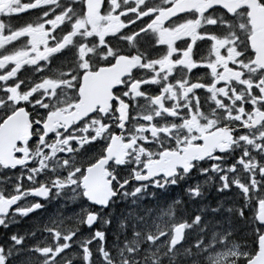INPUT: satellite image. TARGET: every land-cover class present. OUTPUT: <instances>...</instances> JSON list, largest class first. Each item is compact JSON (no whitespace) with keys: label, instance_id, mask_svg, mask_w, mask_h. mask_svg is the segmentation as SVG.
I'll list each match as a JSON object with an SVG mask.
<instances>
[{"label":"snow or ice","instance_id":"6c2138e0","mask_svg":"<svg viewBox=\"0 0 264 264\" xmlns=\"http://www.w3.org/2000/svg\"><path fill=\"white\" fill-rule=\"evenodd\" d=\"M0 264H264V0H0Z\"/></svg>","mask_w":264,"mask_h":264},{"label":"flooded vegetation","instance_id":"af4514ba","mask_svg":"<svg viewBox=\"0 0 264 264\" xmlns=\"http://www.w3.org/2000/svg\"><path fill=\"white\" fill-rule=\"evenodd\" d=\"M21 19H25V18H21ZM50 208L55 210V205L51 206ZM50 208H49V210H50ZM51 211H52V210H51ZM24 226H27V222L25 223Z\"/></svg>","mask_w":264,"mask_h":264},{"label":"trees","instance_id":"16d2710c","mask_svg":"<svg viewBox=\"0 0 264 264\" xmlns=\"http://www.w3.org/2000/svg\"><path fill=\"white\" fill-rule=\"evenodd\" d=\"M51 210H52V211H54V209H51V208H50V210H49V211H51Z\"/></svg>","mask_w":264,"mask_h":264}]
</instances>
